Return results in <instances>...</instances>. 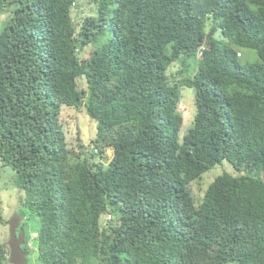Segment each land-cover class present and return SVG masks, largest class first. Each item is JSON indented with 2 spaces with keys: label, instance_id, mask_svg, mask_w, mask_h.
<instances>
[{
  "label": "trees",
  "instance_id": "16d2710c",
  "mask_svg": "<svg viewBox=\"0 0 264 264\" xmlns=\"http://www.w3.org/2000/svg\"><path fill=\"white\" fill-rule=\"evenodd\" d=\"M91 2L76 23V0H0V163L40 217L0 264H264V0ZM182 86L196 112L180 136ZM62 106L96 122L90 149L68 147ZM223 162L236 174L197 199Z\"/></svg>",
  "mask_w": 264,
  "mask_h": 264
},
{
  "label": "rangeland",
  "instance_id": "374dc122",
  "mask_svg": "<svg viewBox=\"0 0 264 264\" xmlns=\"http://www.w3.org/2000/svg\"><path fill=\"white\" fill-rule=\"evenodd\" d=\"M87 13H93L91 0H76V5L73 7L72 11V17L74 21L77 23L78 20L84 17V15ZM12 15L13 13L9 8L0 11V31L2 30L8 18ZM239 51L241 53V56L239 57L241 62L246 63L256 60V55L253 50L240 48ZM179 68L180 65L178 62L172 64L169 67L167 74L170 81L180 77V75L177 74V70H179ZM179 91L180 100L178 103V110L181 113L183 119L179 135L182 136L192 125L196 108L194 103V90L192 88L182 86L179 88ZM59 118L62 123V128L65 133L68 147L75 148L76 150H79L78 144H82L84 146V150H88L92 147L91 141L95 137L96 122L86 115L84 109L62 106ZM101 155H103L101 161L106 166L112 156V148H107ZM224 171L236 174V172L232 170V167L229 163L223 162L221 165H217L210 171L206 172L200 180L193 181L190 184L193 195L197 199L201 198L208 183L212 181L216 175ZM0 206V242L9 240V234L12 231V228L15 227V224L17 228V224L19 222L24 229V238L26 240H30L31 234L38 228L40 217L36 216L35 220L30 219V216L23 205V194L14 186V172L9 166H2L1 163ZM109 220L110 216L108 214L104 215L101 219L102 225L104 222ZM30 241L32 242L34 240ZM12 242H14V240H12ZM28 264H39L37 253L29 254Z\"/></svg>",
  "mask_w": 264,
  "mask_h": 264
}]
</instances>
